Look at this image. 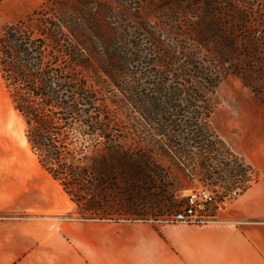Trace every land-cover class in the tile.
<instances>
[{
	"label": "rangeland",
	"instance_id": "rangeland-1",
	"mask_svg": "<svg viewBox=\"0 0 264 264\" xmlns=\"http://www.w3.org/2000/svg\"><path fill=\"white\" fill-rule=\"evenodd\" d=\"M233 9L245 13L247 22H237ZM38 12L55 13L67 38L83 51L82 74L105 102L100 119L103 124L114 120L117 143L135 152L145 149L137 155L152 158L166 172L165 186L177 198L160 206L155 197L127 201L118 188L111 197L99 196L96 211L87 212L93 220L81 219L79 206L40 166L0 73V247L8 223L33 228L42 222L46 231L57 222H146L168 216L192 188L224 191L241 182L234 175L239 161L260 179L249 153L264 157V0H0V35ZM203 20L218 24L209 34L214 42L227 35L238 41L241 54L234 63L225 64L214 47L200 45ZM255 36L260 54L248 59L246 41ZM193 66L209 71L207 81L195 77L199 70ZM202 117L206 121L200 123ZM162 133L166 138L190 134L193 140L185 147L193 156L183 162L188 171L160 152L155 139Z\"/></svg>",
	"mask_w": 264,
	"mask_h": 264
},
{
	"label": "trees",
	"instance_id": "trees-1",
	"mask_svg": "<svg viewBox=\"0 0 264 264\" xmlns=\"http://www.w3.org/2000/svg\"><path fill=\"white\" fill-rule=\"evenodd\" d=\"M244 2L246 6L251 5L249 1ZM233 13L237 22H247L245 13L238 9H233ZM59 21L53 12H38L6 27L0 35V73L15 110L24 118L28 144L40 166L79 206L83 220H93L87 218V212L96 211L99 196L111 197L118 188L127 201L132 199L129 196H146L155 197L159 206L173 203L174 194L165 186L166 172L156 166L152 158L137 155L145 149L135 152L121 147L114 135V120L103 124L100 116L105 102L99 92L88 85L82 74L87 66L84 53L67 38ZM198 27L202 30L199 33L201 46L214 47L212 51L225 64L235 62L241 52L232 35L214 42L209 34L219 30L218 24L203 20ZM246 44L248 59L260 54L256 36L248 38ZM234 50L237 52L233 53ZM193 69L199 70L195 76L199 81L210 77L205 68L200 70L193 66ZM90 111L96 115L92 116ZM199 121L206 120L202 117ZM189 135L166 138L162 133L163 138L155 139L161 144L160 152L167 158L172 157L185 172L188 170L183 162L193 156L185 147L193 140ZM87 136L94 139L89 143L85 140ZM85 204L88 209L82 208Z\"/></svg>",
	"mask_w": 264,
	"mask_h": 264
},
{
	"label": "crops",
	"instance_id": "crops-1",
	"mask_svg": "<svg viewBox=\"0 0 264 264\" xmlns=\"http://www.w3.org/2000/svg\"><path fill=\"white\" fill-rule=\"evenodd\" d=\"M249 159L259 182L212 223H8L0 264H264V157Z\"/></svg>",
	"mask_w": 264,
	"mask_h": 264
},
{
	"label": "built area",
	"instance_id": "built-area-1",
	"mask_svg": "<svg viewBox=\"0 0 264 264\" xmlns=\"http://www.w3.org/2000/svg\"><path fill=\"white\" fill-rule=\"evenodd\" d=\"M236 173L241 182L230 185L227 190L213 191L206 188H192L184 199L176 203L168 216H151L147 221L186 225H204L216 221L220 212L231 206L259 179L258 173L243 161H239L234 175ZM176 198L175 195L172 197L173 200Z\"/></svg>",
	"mask_w": 264,
	"mask_h": 264
}]
</instances>
